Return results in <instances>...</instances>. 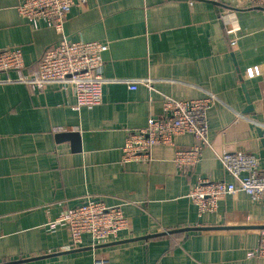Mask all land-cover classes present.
I'll list each match as a JSON object with an SVG mask.
<instances>
[{"label": "crops", "instance_id": "obj_1", "mask_svg": "<svg viewBox=\"0 0 264 264\" xmlns=\"http://www.w3.org/2000/svg\"><path fill=\"white\" fill-rule=\"evenodd\" d=\"M20 2L0 0V51L19 49L26 76L61 35L33 29ZM227 10L241 28L235 46ZM64 34L108 44L102 102L77 107L72 86L33 88L17 70L0 72V264H264L248 256L264 229V202L238 191L199 215L188 196L199 178L233 181L224 151L255 154L264 173V74L243 78L264 65V9L242 0H86L71 9ZM140 80L151 88H129ZM210 93L218 100L208 110L209 145L193 169L179 173L174 163L178 148L194 144L189 133L154 146L149 162H122L128 130L163 117L165 97ZM89 200L122 204L128 227L117 242L92 248L85 235L73 247L68 225L49 227Z\"/></svg>", "mask_w": 264, "mask_h": 264}, {"label": "built area", "instance_id": "obj_2", "mask_svg": "<svg viewBox=\"0 0 264 264\" xmlns=\"http://www.w3.org/2000/svg\"><path fill=\"white\" fill-rule=\"evenodd\" d=\"M86 0H21L17 6L19 15L33 28L41 25L54 28L61 35L50 46L38 62L37 69L23 76L22 53L19 49L0 51V72L17 70V81L33 88H43L48 84L63 87L72 86L77 97V107L93 106L102 102V86L107 81L103 75V53L108 44L100 41L71 40L64 34L65 22L73 6H82ZM249 7L264 9V0H242ZM231 10L222 14L226 32L231 35V46L240 38L241 28L228 22ZM264 74V65L247 68L243 78L250 79ZM137 82L151 88L149 80L135 81L129 88H137ZM218 97L210 93L202 99L178 100L165 97L163 117H150L147 125L128 130L122 147V162H149L156 145H173L174 137L189 133L194 137V144L188 148H178L174 163L179 173L193 169L200 161L204 148L209 145L208 110ZM244 116L239 114L234 122ZM226 134V131L222 132ZM224 169L233 178L229 180H211L199 178L188 196L197 207L199 215L215 213L219 201L228 195L244 191L252 200L264 202V173L261 171L259 158L244 151H224L219 155ZM59 223L69 226L72 245L78 247L83 237L89 235L91 247L112 244L119 240V234L127 229L128 219L122 204L109 206L100 200H89L79 206L63 212L56 220L49 222V227ZM248 256L264 258V229L260 232L259 243L248 251ZM97 264H109L98 260Z\"/></svg>", "mask_w": 264, "mask_h": 264}, {"label": "water", "instance_id": "obj_3", "mask_svg": "<svg viewBox=\"0 0 264 264\" xmlns=\"http://www.w3.org/2000/svg\"><path fill=\"white\" fill-rule=\"evenodd\" d=\"M244 89H245V86H244ZM248 103H249V104H251V102H250V99H249V98H248ZM248 110H252V106H251V105H250V107H249V109H248ZM260 133H261V134H263V133H262V130H260ZM263 143H264V142H263ZM143 238H144V237H143ZM146 238H147V237H146ZM114 243H115V242H114ZM9 264H12V262H11V263H9Z\"/></svg>", "mask_w": 264, "mask_h": 264}]
</instances>
